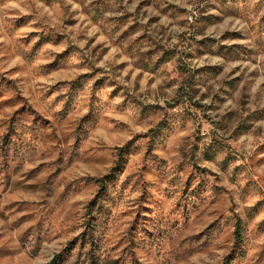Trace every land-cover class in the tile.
<instances>
[{"label": "clouds", "instance_id": "clouds-1", "mask_svg": "<svg viewBox=\"0 0 264 264\" xmlns=\"http://www.w3.org/2000/svg\"><path fill=\"white\" fill-rule=\"evenodd\" d=\"M0 77V264H264V0H0Z\"/></svg>", "mask_w": 264, "mask_h": 264}, {"label": "rangeland", "instance_id": "rangeland-1", "mask_svg": "<svg viewBox=\"0 0 264 264\" xmlns=\"http://www.w3.org/2000/svg\"><path fill=\"white\" fill-rule=\"evenodd\" d=\"M206 21L207 20H214V22H218V21H215V18H204ZM123 21V18H120V20L117 21V30L119 29V25L120 23ZM22 21H18L17 23H20ZM129 31H131V29H129ZM125 35H127V33H125ZM123 38V37H122ZM201 43H204V42H201ZM37 47H39V45H37ZM62 55H66V53L62 54ZM169 55L168 51L167 50H164V57L163 58H166L167 56ZM59 59V57H58ZM48 68H52V67H55V63L52 64V65H48L46 66ZM181 72H183V69H181ZM11 82H8L6 81L3 77H0V85H3V84H10ZM97 83H100V81H98ZM231 83V82H229ZM75 86V85H74ZM35 114H36V117L37 119L39 120L40 124L41 125H44V124H51V121H48L45 119V117L40 113L38 112L35 108L31 109ZM8 125H9V132L5 133V136L2 138V140H0V151L3 150V148L5 146L8 145L9 141H8V136L13 132L15 131V128H16V124H15V120L14 118L12 120H9L8 121ZM79 132V129L77 128L76 129V133ZM17 135H19V133H17ZM18 151L17 150V158H19L18 156ZM123 154H124V150L123 149H120L119 150V153H118V159L120 161L123 160ZM5 156L8 155L7 152L4 153ZM3 164L4 165H7V160H4L3 161ZM59 170V169H57ZM37 170H32L31 172H27V173H23L21 176H20V179L18 181H16L17 185H23L24 188L31 194L33 195H38L40 193H43L44 196H47V190L46 188L44 187L46 181H41V180H38L36 183H32V184H27L26 183V180L27 178H35V172ZM22 172V169L19 168V166H17L16 169L13 170L12 174L13 175H20V173ZM10 178H7L6 177V184H8V181H9ZM99 184H100V194L103 195V192H104V181L101 180L99 181ZM10 186V184H9ZM189 187L186 185L185 186V193H187L189 191ZM65 191H67V188H65ZM61 196H63V193H61ZM203 199V197H198L196 202L194 203V207H196L197 209H200L201 208V204H200V200ZM46 202V201H44ZM212 208V204H209L207 208L204 209V211H209L210 209ZM49 209H45V208H42L40 211L41 213H46ZM55 211L58 215L60 216H64L65 219H71L72 217V207L67 204V202H65L64 205L62 206H57L55 208ZM99 210L97 209V212ZM33 215H35V213H33ZM89 216H90V219L87 221L89 227H91L92 225V221L93 219H95V217H92L91 216V205H90V210H89ZM29 217H22L20 219V221H18L17 223H22L24 220H27ZM139 218V217H138ZM216 223V221H213V224L212 225H209V227H212L214 226ZM92 237L89 235V239H91ZM72 243L73 242H70L69 243V247L67 249H65L64 253H61V254H58L57 257H56V261L54 262V264H64V257L67 256L69 253H70V250H71V246H72ZM93 264H95V260L93 261Z\"/></svg>", "mask_w": 264, "mask_h": 264}]
</instances>
